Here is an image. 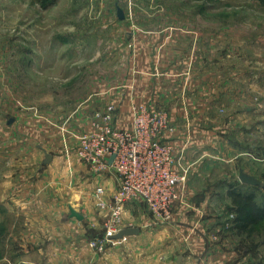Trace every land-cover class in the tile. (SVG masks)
Segmentation results:
<instances>
[{"label":"rangeland","instance_id":"1","mask_svg":"<svg viewBox=\"0 0 264 264\" xmlns=\"http://www.w3.org/2000/svg\"><path fill=\"white\" fill-rule=\"evenodd\" d=\"M235 78L242 92L222 115H236L234 124L173 123L171 135L179 130L192 137L186 149H177L188 170L186 186H205L190 201L199 206L211 195L209 205L192 210L198 213L193 217L219 214L223 236L212 239L223 245L227 235L225 248L254 250L252 259L264 264V222L253 235H240L228 196L231 188L254 192L264 205V0H0V173L5 179L13 170L19 186H68L66 209L90 208L104 226L95 190L105 186L112 200L118 187L109 186L119 182L111 171L93 172L78 156L81 136L92 129V113L83 110L87 102L110 92L106 107H116V119L124 113V92L140 100L133 107L144 105L140 95L161 96L164 104L179 107L188 105L189 94L213 88V81L224 89L233 80L229 90H235ZM203 104L202 98L192 102ZM195 140L202 144L191 156L190 174L184 158ZM46 154L55 160L43 165ZM241 171L254 173L260 187L242 183ZM126 210L124 224L142 236L136 247L175 262L183 231L174 214L161 223L140 202Z\"/></svg>","mask_w":264,"mask_h":264},{"label":"crops","instance_id":"2","mask_svg":"<svg viewBox=\"0 0 264 264\" xmlns=\"http://www.w3.org/2000/svg\"><path fill=\"white\" fill-rule=\"evenodd\" d=\"M232 81L228 82L227 79L224 89L223 86L219 88L223 82L213 81L211 83L213 88L205 93L189 94L186 106L174 107L164 104L161 101V96L140 95L139 97L142 102L145 101L142 104L152 109L168 111L176 128L227 127L234 124L230 123V120H237L236 115L235 118H227L222 115H226L230 108L236 106L237 94L242 92L239 87L242 81L237 78L234 79L235 90H229ZM136 98L137 96L132 92H124L122 97L124 113L120 116L117 114L115 119L117 127L132 124L130 108L134 104L141 103L136 102L140 101ZM201 98L204 103L202 106L192 105V102H199ZM226 98L231 99V104L226 101ZM109 100H112L110 92L95 93L94 97L87 102L85 106L87 108L83 110L88 109L89 113H92L93 122L94 114L105 111L106 103ZM234 101L235 103H233ZM180 133L178 130L176 134H170L166 138L173 142L176 150H181L184 147L186 149L189 145L186 143L192 141L191 136L180 135ZM201 144L202 142L195 140L184 158L185 165L190 167V174L194 171L192 170L193 158L191 156L198 148L200 149ZM13 147L12 144V158ZM53 160H55L54 156ZM190 174L189 179H191ZM113 175L119 182L116 174L113 173ZM250 176L254 177V173ZM186 183L187 181L181 187L184 198L176 205L173 222L178 227L182 226L183 239L179 240L182 249L176 255L175 262L166 256V263L162 260V257H165L162 252L141 250L136 247L141 243L140 233L126 236L120 240H112L104 252H96L91 248L90 241L103 233V222L94 213L92 214L93 210L90 208L88 213L76 209L84 216L83 220L71 217L69 208L72 205H69V211L66 209L68 186H19L18 181H14L13 170H11L10 176L7 175L5 179L4 172H1L0 264H259L252 259L254 250L245 251L238 247L225 248L228 241L227 235H224L226 238L224 237L223 245L212 239L217 233H219L217 235L219 238L223 236L221 233L222 217L219 214H212V216L194 218L193 216L198 213L193 214L192 210L197 211L204 208L205 205H209L211 195L206 193L200 205L196 206L190 201V196L194 195L196 191H202L205 186H186ZM109 187L115 190L118 186ZM252 187L260 186L253 185ZM136 202H140L146 207L143 201ZM191 225L195 227H191ZM240 235L245 236L244 234ZM259 254H256L255 251V256H259ZM249 260L253 262L250 263Z\"/></svg>","mask_w":264,"mask_h":264},{"label":"built area","instance_id":"3","mask_svg":"<svg viewBox=\"0 0 264 264\" xmlns=\"http://www.w3.org/2000/svg\"><path fill=\"white\" fill-rule=\"evenodd\" d=\"M133 111L132 127L121 129L115 125L116 107L107 106L94 114L91 131L80 138L81 160L93 172L111 171L119 180L112 200L105 186H98L94 193L96 207L105 218L103 233L90 241L98 253L105 251L112 236L129 228L124 224L128 204L141 200L157 221L170 223L176 205L184 198L181 187L188 170L173 142L166 139L175 132L169 113L145 104L134 106Z\"/></svg>","mask_w":264,"mask_h":264},{"label":"trees","instance_id":"4","mask_svg":"<svg viewBox=\"0 0 264 264\" xmlns=\"http://www.w3.org/2000/svg\"><path fill=\"white\" fill-rule=\"evenodd\" d=\"M43 1L54 3L56 0ZM228 196L234 207L233 229L247 236L253 235L259 224L264 222V205L257 202L254 192L244 193L236 188H231Z\"/></svg>","mask_w":264,"mask_h":264},{"label":"water","instance_id":"5","mask_svg":"<svg viewBox=\"0 0 264 264\" xmlns=\"http://www.w3.org/2000/svg\"><path fill=\"white\" fill-rule=\"evenodd\" d=\"M114 158H115V155L112 156V158L110 160V164L113 163ZM52 160H53V156L50 155V154H46V158H45V160L43 162V165L51 163ZM240 180L243 183H247V184H252V185H259L260 184V182L257 179H255L254 177H252V176H250L248 174H245L243 171H241V173H240ZM69 209H70L71 217H75L78 220H83L84 219V216L80 212H78L75 208L70 206ZM139 233H140L139 228L130 227V228H126V229L121 230L118 234L112 236L111 239L120 240V239L125 238L126 236L137 235Z\"/></svg>","mask_w":264,"mask_h":264}]
</instances>
